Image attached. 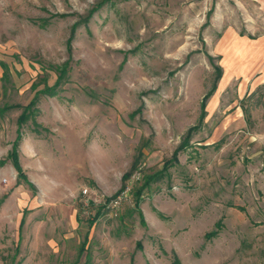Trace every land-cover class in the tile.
<instances>
[{"label":"rangeland","instance_id":"1","mask_svg":"<svg viewBox=\"0 0 264 264\" xmlns=\"http://www.w3.org/2000/svg\"><path fill=\"white\" fill-rule=\"evenodd\" d=\"M262 80L264 0H0V264H264Z\"/></svg>","mask_w":264,"mask_h":264},{"label":"trees","instance_id":"2","mask_svg":"<svg viewBox=\"0 0 264 264\" xmlns=\"http://www.w3.org/2000/svg\"><path fill=\"white\" fill-rule=\"evenodd\" d=\"M3 69H4V72H3V77H5L6 73H7V68L5 65L2 66ZM58 80H59V76H57L55 82H54V86L57 85L58 83ZM54 86H51V87H45L44 89H41L39 91L41 92H45V91H49L52 92L54 88ZM214 90V89H213ZM212 94V93H211ZM210 94V96H211ZM209 96V97H210ZM254 99V100H252ZM248 101L249 103H251L253 101V106H261L263 108V112H264V81L260 84H258L253 90H251L250 92H248L247 95L244 96V98L242 99V102H241V107H242V110H243V113L246 117H249V114H250V107L249 106H245V102ZM35 104V99H32L30 100L27 104H25L23 106V110L21 112V114L18 116V123L19 125H22L24 122H26L28 120V118L30 117V115H32V110H33V106ZM21 139V132L20 130L18 131V134H17V137H16V141L13 145V148L12 150L9 152L8 154V158L11 159L13 161V165L14 167L16 168L17 172H18V177H24V174L23 172L21 171V167H20V164H19V161H18V151H17V148H18V142L20 141ZM1 163H3L1 161ZM126 178V175L123 177V179ZM147 182L144 183V185L146 184ZM143 185V186H144ZM142 187L136 192V200H138L139 198V192L141 191ZM6 196H4L5 198ZM4 198L0 199V204L1 202L4 200ZM18 264V263H17Z\"/></svg>","mask_w":264,"mask_h":264},{"label":"built area","instance_id":"3","mask_svg":"<svg viewBox=\"0 0 264 264\" xmlns=\"http://www.w3.org/2000/svg\"><path fill=\"white\" fill-rule=\"evenodd\" d=\"M82 201L83 203L87 206L88 204H90L91 202L93 203V201H95V199H93L92 197H90V194H89V191L87 188H84L82 190ZM119 198H116V199H111L109 200L108 204H106L107 206H116L119 202L118 200Z\"/></svg>","mask_w":264,"mask_h":264},{"label":"crops","instance_id":"4","mask_svg":"<svg viewBox=\"0 0 264 264\" xmlns=\"http://www.w3.org/2000/svg\"><path fill=\"white\" fill-rule=\"evenodd\" d=\"M264 80H262V82H263ZM22 222V221H21Z\"/></svg>","mask_w":264,"mask_h":264}]
</instances>
